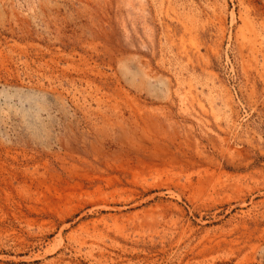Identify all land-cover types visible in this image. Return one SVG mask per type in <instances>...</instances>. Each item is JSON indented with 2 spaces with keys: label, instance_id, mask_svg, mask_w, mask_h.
Masks as SVG:
<instances>
[{
  "label": "rangeland",
  "instance_id": "rangeland-1",
  "mask_svg": "<svg viewBox=\"0 0 264 264\" xmlns=\"http://www.w3.org/2000/svg\"><path fill=\"white\" fill-rule=\"evenodd\" d=\"M0 264H264V0H0Z\"/></svg>",
  "mask_w": 264,
  "mask_h": 264
}]
</instances>
